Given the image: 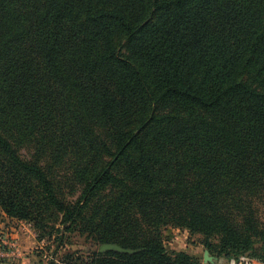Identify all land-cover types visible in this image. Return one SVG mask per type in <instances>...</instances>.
Returning <instances> with one entry per match:
<instances>
[{"label": "trees", "instance_id": "obj_1", "mask_svg": "<svg viewBox=\"0 0 264 264\" xmlns=\"http://www.w3.org/2000/svg\"><path fill=\"white\" fill-rule=\"evenodd\" d=\"M0 211L138 251L64 264H264V0H0Z\"/></svg>", "mask_w": 264, "mask_h": 264}, {"label": "rangeland", "instance_id": "obj_2", "mask_svg": "<svg viewBox=\"0 0 264 264\" xmlns=\"http://www.w3.org/2000/svg\"><path fill=\"white\" fill-rule=\"evenodd\" d=\"M27 225L32 229L30 224ZM79 229L80 227L76 228L74 231L67 232L61 243L58 242L57 233H53L52 238L47 236L44 241L40 242V245L37 246L36 249L40 264H64L68 255L81 257L82 260L87 263L95 254H103L99 252V247L101 245L115 244L100 243L90 237V235L79 231ZM212 242L215 243L214 240H212ZM163 244L171 255H175V252L180 251L187 252L191 257L197 259L202 264H212L204 260L206 251L209 252V256L213 259V264H253L243 262L242 258L247 257L235 258L218 255L216 252L206 247L204 236L200 234H191L190 231L186 229L171 226L165 228L163 231ZM76 251L79 252L76 253ZM254 264L259 263L256 262Z\"/></svg>", "mask_w": 264, "mask_h": 264}, {"label": "crops", "instance_id": "obj_3", "mask_svg": "<svg viewBox=\"0 0 264 264\" xmlns=\"http://www.w3.org/2000/svg\"><path fill=\"white\" fill-rule=\"evenodd\" d=\"M0 233L8 238H16L24 251V257L15 263L0 261V264H40L36 254L37 246L40 242L36 239L34 231L25 224L16 219L8 218L0 211Z\"/></svg>", "mask_w": 264, "mask_h": 264}, {"label": "built area", "instance_id": "obj_4", "mask_svg": "<svg viewBox=\"0 0 264 264\" xmlns=\"http://www.w3.org/2000/svg\"><path fill=\"white\" fill-rule=\"evenodd\" d=\"M24 257V251L16 238H8L0 233V261L15 263ZM243 262L256 263L254 260L242 258Z\"/></svg>", "mask_w": 264, "mask_h": 264}, {"label": "water", "instance_id": "obj_5", "mask_svg": "<svg viewBox=\"0 0 264 264\" xmlns=\"http://www.w3.org/2000/svg\"><path fill=\"white\" fill-rule=\"evenodd\" d=\"M99 252L100 253H106V252H116L119 254H135L138 251L137 250H132V249H125L122 248L121 246L117 245V244H103L99 247ZM204 260L205 262H210V263H214L213 259L209 256V252H205L204 255Z\"/></svg>", "mask_w": 264, "mask_h": 264}]
</instances>
